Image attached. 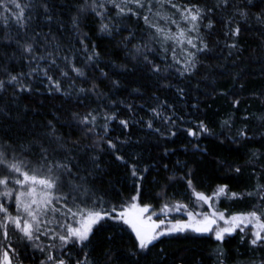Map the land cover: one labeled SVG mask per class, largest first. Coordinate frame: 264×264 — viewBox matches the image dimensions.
I'll use <instances>...</instances> for the list:
<instances>
[{"label":"trees","instance_id":"16d2710c","mask_svg":"<svg viewBox=\"0 0 264 264\" xmlns=\"http://www.w3.org/2000/svg\"><path fill=\"white\" fill-rule=\"evenodd\" d=\"M18 2L23 26L10 0L0 4V151L22 172L57 181L46 212L57 223L68 209L110 215L83 243L64 244L58 235L28 240L9 223L0 251L12 264H264V243L253 245L248 231L223 241L176 233L140 249L111 213L135 195L160 207L192 202V188L226 186L240 195L221 197L220 209L264 219V0ZM168 8L176 16L187 8L200 13L187 68L176 63L181 48L170 33L159 31L158 12ZM22 172L0 165L12 190L0 195L2 220L21 214L16 196L25 187L14 181Z\"/></svg>","mask_w":264,"mask_h":264},{"label":"snow or ice","instance_id":"6c2138e0","mask_svg":"<svg viewBox=\"0 0 264 264\" xmlns=\"http://www.w3.org/2000/svg\"><path fill=\"white\" fill-rule=\"evenodd\" d=\"M109 2L114 3V0H109ZM132 2H135L137 4H140V0H132ZM225 4H227L228 0H223ZM3 3V0H0V4ZM10 3L14 4L16 9H19L18 13L16 14V20L18 23H20L21 26H23V20H24V8L21 6V4L18 2V0H10ZM102 6V5H101ZM175 6V5H174ZM116 7L120 8V13L124 12V9L121 8L119 5H116ZM190 12V19L192 21H196L199 16V10L197 9L195 11V14L191 13V10H188ZM241 15H245V13L241 12ZM147 19V18H146ZM184 19H189V16H185ZM208 27H211L209 24ZM101 31H108V25L104 24L101 27ZM159 31H163L162 29ZM239 27H236L232 35H238L239 34ZM185 33L183 30L179 33V38L181 41H183ZM188 44H191L193 47H195V44H193L192 39L187 40ZM231 47H236L235 44L231 45ZM204 48H207V45H204ZM26 52H31L32 47L31 45H28L24 49ZM155 70H159L158 68ZM35 71V69L33 70ZM79 72V70H76ZM18 77L12 76L10 78L11 81H16ZM49 80H51V77H48ZM4 81H0V90L3 89ZM58 88V85H57ZM87 117H85V122H87ZM122 124L127 125L126 121H121ZM151 127V125H149ZM200 128L202 131L207 132L208 129L206 126L201 123ZM190 135H197V133L190 132ZM243 134V133H242ZM110 143V142H109ZM111 147H115V145H111ZM0 165H5L10 172H16L21 173V167L19 163H9L4 156V153L0 151ZM35 172V170H34ZM23 179H16L14 182L16 184L20 185H29L26 192H19L16 196V203L18 208L22 209L25 213H27L28 217H31V220L28 219H21V217L16 216H6V218L3 221H0V229H3V235L4 238H8V226L9 223L14 225L16 229H19L21 233H23V236L26 237L28 240H39V235H35L34 233H38L40 231V221L38 220V215L44 214L50 206L52 205V195H51V189L56 187L57 181L55 179H52L51 177L48 178H38L36 174L30 175L28 172H22ZM133 175H136L135 170H133ZM9 177L4 176L0 178V185H4L6 190L0 195L11 197L12 196V190L7 189V185L9 183ZM191 184V182H189ZM40 186L39 190L36 186ZM227 189L226 186H219L215 193H213L212 196H207L203 193L196 192L195 196L198 200L203 201L204 203H209L213 200V197H219L222 195H225ZM232 196H236V193H232ZM24 197L31 198L29 202L24 201ZM39 197V198H38ZM133 203L129 206V209L122 211L119 213L117 217H113L115 219H121L126 224H129L133 230L136 233V236L138 238V247L140 249H147L149 245L153 244L156 240H158L161 236L170 235L173 233H182L186 230H192L197 233H208L215 231V238L218 241H223L225 239L226 235H231L233 232L236 231L237 228H239L241 231L244 230V227H247L249 225H252L254 228V231L252 232L253 239L251 240V243L253 245H256L258 243H264V219H262V215L258 214L256 211H252L247 214H241L237 216H231L228 219H225V215L222 212H216L213 211L210 215L208 214H202V213H193L188 212V221L187 222H181L177 221L174 224H171L170 227L165 228L161 231H157V229H160L161 225L165 224L164 220H160L159 223L152 222L150 225L147 224V222L142 219V216L144 213L149 212L150 206H144L140 207L135 201L137 200V197H133ZM35 205L36 208L33 210L32 206ZM211 206V205H210ZM185 205H177L176 211H181L182 208H185ZM131 210H135L136 214L132 215ZM168 205H164V207L161 209L162 213H166L170 211ZM52 211H57V209H52ZM0 212L7 213V209L3 206V204H0ZM69 212H71V209H69ZM73 216H79L80 219L78 221L79 227H67V235H58V239L62 241L64 244H67L69 241H73L75 243H83L89 239L90 234L92 233L93 227L98 224L101 220L105 219V217L108 215L107 213L102 214L101 212L93 211L91 209H80L75 213H72ZM153 215H156V213H153ZM197 217H202L201 219H197ZM148 220H151V216L148 217ZM221 220L224 221L226 227H220L217 229H213V225L217 224V221ZM35 222V226L34 223ZM50 222V221H49ZM244 227H241V226ZM63 226V225H61ZM10 247V246H9ZM43 251V249H40ZM14 251V250H13ZM48 260H53V257L49 255L47 257ZM0 264H12V259L9 255V252L7 250H3L2 254H0ZM43 264V262H42ZM59 264H65V261L63 259L59 260Z\"/></svg>","mask_w":264,"mask_h":264},{"label":"rangeland","instance_id":"374dc122","mask_svg":"<svg viewBox=\"0 0 264 264\" xmlns=\"http://www.w3.org/2000/svg\"><path fill=\"white\" fill-rule=\"evenodd\" d=\"M164 1L168 2V0H158V2H161V3ZM172 6H174V5H171L170 8L177 9L176 7H172ZM170 8L166 9V11H159L158 12V14L164 19V23H165L164 28H162V30L164 31V33H170L169 36L172 37L174 43L179 48H181V52H180L181 55L179 56V58H176V63L182 68H187L188 66H190L193 63V59H194L195 52H196L195 36H193L194 21H192L190 19V12L188 10H191L192 14H195V13L193 12V9L187 8V9L181 11L179 16H176L175 11L171 10ZM185 16H189V19H187V20L184 19ZM182 30L185 33L183 41H181V39L179 38V33ZM188 39H192L193 44H195V47H193L191 44L187 43ZM39 178H41V177H39ZM24 187H25L24 192H26L29 185H24ZM36 187L39 190L40 186L37 185ZM218 187L211 192L197 191V190L192 188L193 201L190 203H185L182 201L174 200V201L165 202L160 207H155L151 204L140 203L137 195H135V197H137V200L135 202L140 207L150 206L149 212L144 213L142 216V219H144L147 222V224L150 225L152 222L159 223L160 220L165 221V224L161 225L160 229H157V231H161L165 228H168L171 226V224H174L177 221L187 222L188 221V215H187L188 212L202 213V214H208V215H210L213 211L222 212L225 215V219H228L231 216H237V215H241V214L250 213V212L227 213L225 210L220 209L219 199L225 195H228L230 197H235V196L231 195L233 192L228 193L226 191L225 195H222L219 197H213V200L210 201L209 203H204L203 201L198 200L195 196L196 192L203 193L207 196H212L213 193L216 192ZM237 195H240V194H237ZM23 199L25 202H29L31 198L24 197ZM132 203H133V199H131L128 203L123 205L121 208H119V209H117L111 213H113L115 215V217H117L120 212L129 209V206ZM164 205H168L169 209H171V210L166 212V213H162L161 209L164 207ZM177 205H185L186 207L182 208L181 211L178 212L175 210ZM32 208H33V210H35L36 206L33 205ZM48 210H50V208ZM91 210L101 212L102 214L105 213V212L101 211L100 209H91ZM20 211H21V214L19 215V217L21 216L22 219L31 220V217H28L27 213H25L22 209H20ZM77 211L78 210H76V209H71V212H69V209L61 211V213H60L61 214V221H59V223H57L58 221H56L52 217H50V216L47 217L46 216L47 211L44 212V214H42V215H38L37 218L40 221V225H39L40 231L38 232L39 233V239L41 238V236H46L47 239L51 240L56 235H67V227L68 226L79 227L80 225H79L78 221H79L80 217L72 215V213H75ZM131 212H132V215L136 214L135 210H131ZM153 213H156V215H153ZM107 214L110 215V213H107ZM149 216H151L150 221L148 220ZM201 218L202 217H197V219H201ZM0 221H3L1 219V217H0ZM121 221L123 223H125L123 220H121ZM33 223L35 226V222H33ZM61 225H63V226H61ZM126 225L135 233V231L133 230V228L129 224H126ZM226 226H228V225H226L224 221L218 220L217 224L213 225V229H217L220 227H226ZM241 227H244V226L242 225ZM237 229H239V228H237ZM0 230L3 231V229H0ZM189 231L194 232L190 229L186 230L185 232H189ZM244 231H248L250 233L251 240L254 238L252 235V232L254 231V228L252 225L244 227ZM182 233H184V232H182ZM195 233H197V232H195ZM34 234L36 235V233H34ZM173 234H176V233H173ZM199 234H211L215 237V231L208 232V233H199ZM135 235H136V233H135ZM0 254H2L1 251H0Z\"/></svg>","mask_w":264,"mask_h":264}]
</instances>
